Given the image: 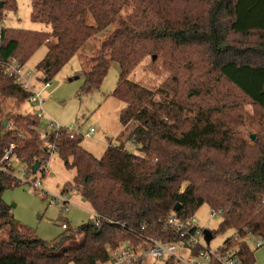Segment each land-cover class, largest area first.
I'll return each mask as SVG.
<instances>
[{
  "label": "trees",
  "instance_id": "obj_1",
  "mask_svg": "<svg viewBox=\"0 0 264 264\" xmlns=\"http://www.w3.org/2000/svg\"><path fill=\"white\" fill-rule=\"evenodd\" d=\"M7 11L16 12V0H0V22ZM29 16L49 29L0 28V96L18 106L29 95L3 73L11 58L24 64L46 45L36 67L50 80L86 40L112 27L88 58L84 85L100 87L118 64L111 95L124 103L118 120L137 147L108 145L95 157L81 147L82 136L58 138V156L75 169L67 186L94 215L51 241L10 214L3 192L16 180L0 172V231L7 230L0 264L103 262L109 248L135 240L131 230L144 225L142 233L159 234L160 219L195 215L203 204L221 210L213 235L231 229L224 242L240 264H254L245 236H262L264 227V0H30ZM147 55L151 63L162 58L167 74L154 88L129 78ZM244 102L252 113L243 112ZM6 119L13 128L0 121V159L14 143V155L34 172L49 159L35 129L40 119ZM246 123L256 130L247 134Z\"/></svg>",
  "mask_w": 264,
  "mask_h": 264
},
{
  "label": "rangeland",
  "instance_id": "obj_2",
  "mask_svg": "<svg viewBox=\"0 0 264 264\" xmlns=\"http://www.w3.org/2000/svg\"><path fill=\"white\" fill-rule=\"evenodd\" d=\"M125 12H123L124 14ZM30 0H16V12L7 11L3 20L0 22V28H13L16 30H34L47 31L48 25L44 23L32 22L30 20ZM112 29V27L96 34L85 41L80 48L79 54L74 55L68 62L54 75L51 79V86L43 92L45 96L44 111L49 117H52L63 126H93L95 132L88 138H83L80 145L83 149L100 157L104 153L110 141H116L117 144L124 143L128 130H123V137L120 136L121 125L118 120L121 102L115 99L111 93L114 90L119 66L112 62L108 72L103 79L100 87L94 88L85 86L84 71L89 67V57L99 47L100 41ZM46 46L40 45L26 61V68L31 69L36 75H42L37 69V63L46 53ZM162 58L151 63L150 55L145 56L142 61L130 73L129 78L148 88H154L159 85L166 77V72L162 68ZM243 112L249 114L253 112V106L248 102L241 103ZM35 106L27 100L16 105L15 99L3 98L0 96V121L11 118L15 115L32 114ZM45 124V117L41 120V127ZM8 126V121L5 127ZM255 129L253 123H246L245 132L248 134ZM38 135L39 132L37 131ZM127 140V139H126ZM135 144L128 146V151H136ZM50 173L42 179V185L46 195L42 197L37 191H33L31 185L16 181L3 192L4 201L10 206V214L21 224L30 228L37 237L51 241L60 235L64 228L61 223H66L69 229H74L78 225L87 222L93 217V211L89 204L83 199L79 192L72 188V179L75 175V169L65 167L62 159L57 153L51 154L48 159ZM16 175H19L25 168L23 162L14 161ZM39 172L30 173V181L37 179ZM67 186V187H66ZM64 187L71 188L64 191ZM66 194L70 202L50 203L52 194ZM209 207L203 204L195 211V216L199 224L214 233L221 223L219 217H209ZM62 217V220H58ZM7 230L0 231V237H5ZM234 232L229 229L224 233L213 235L210 241L211 247L220 246L226 239L233 237ZM250 247L253 249L254 256L255 238L248 240ZM255 261V260H254ZM100 263L102 261H99ZM149 264H160L159 262H150Z\"/></svg>",
  "mask_w": 264,
  "mask_h": 264
},
{
  "label": "built area",
  "instance_id": "obj_3",
  "mask_svg": "<svg viewBox=\"0 0 264 264\" xmlns=\"http://www.w3.org/2000/svg\"><path fill=\"white\" fill-rule=\"evenodd\" d=\"M3 73L11 78V80L20 85L21 88L29 92L27 101L35 106V110L32 113L36 118L40 119V124L35 127L39 132L41 141V150L48 154L49 158L51 154L57 153V141L62 134H66L69 138H74L78 135L83 138L90 137L94 132L93 126H63L52 117H49L44 111L45 96L43 95V89L51 86L50 80L44 78L43 88L38 89L35 86V73L17 62L15 58H11L3 65ZM45 117V124L41 127V120ZM13 128V122L9 121L7 130ZM131 144L130 140H125L124 143L117 144L116 141H110L109 146L122 147L128 149ZM16 144L11 143L5 150L3 156L0 159V172H4L14 177L16 181L28 183L31 185L33 191H37L39 195L44 197L46 195L43 188L41 179L50 173L48 167V161L38 166L37 172H39L38 178L30 181L29 168L23 162V159L16 157L13 153V148ZM23 162L25 168L23 171L16 175L15 166L13 162ZM68 188L65 191L70 190ZM64 192V191H63ZM56 199L61 203L70 202L67 199L66 194L60 195L52 194L50 203H58ZM264 203V200H263ZM221 210H210L209 217H219ZM94 215V213H93ZM160 230L159 234H144L142 230L145 226H141L139 231L131 230L136 236L135 240H127L120 242L117 246L108 249V258L103 262H97L96 264H149L150 262H163L168 258L173 259L176 264H240L237 257L233 255V250L229 248L226 242H223L220 246L211 247L210 241H206L204 235V227L199 224V220L195 215L182 218L176 213L171 212L166 217L159 220ZM63 228L67 227L66 223L62 222ZM255 238V246H261L264 243L262 236L252 237L249 233L245 236V239L249 240Z\"/></svg>",
  "mask_w": 264,
  "mask_h": 264
},
{
  "label": "crops",
  "instance_id": "obj_4",
  "mask_svg": "<svg viewBox=\"0 0 264 264\" xmlns=\"http://www.w3.org/2000/svg\"><path fill=\"white\" fill-rule=\"evenodd\" d=\"M77 54H79V52ZM24 66H26V62L24 63ZM35 77H36L35 78V81H34L35 82V86L38 89H42L43 88V82H42V80L44 79V78H42V77H44L43 74L42 75L41 74L40 75H36L35 74ZM45 89H43V92H44ZM123 106H124V103L121 102L120 109ZM123 130H125V129L121 126V131H120L121 138H124L123 135H122L123 134ZM126 139L127 138H124V140H126ZM60 218H61L60 220H62V217H60ZM262 238H264V227H263V235H262ZM255 250H257V252H256V255L254 256V260H255L254 261V264H264V243L261 246H255Z\"/></svg>",
  "mask_w": 264,
  "mask_h": 264
},
{
  "label": "water",
  "instance_id": "obj_5",
  "mask_svg": "<svg viewBox=\"0 0 264 264\" xmlns=\"http://www.w3.org/2000/svg\"><path fill=\"white\" fill-rule=\"evenodd\" d=\"M6 122H7V119H4L3 122H2V125L5 126ZM250 138L253 139V138H254V134H251ZM38 165H39L38 162H36V163L33 165L32 170H33V171H36L37 168H38ZM177 208H178V204L175 205L174 209H177ZM60 219H61V218L58 217V220H60ZM204 235H205V239H206V241H209V240L212 238V233H211V231L208 230V229H204Z\"/></svg>",
  "mask_w": 264,
  "mask_h": 264
}]
</instances>
